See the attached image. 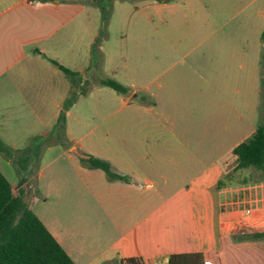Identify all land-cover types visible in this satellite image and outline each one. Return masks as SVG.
Instances as JSON below:
<instances>
[{
  "label": "rangeland",
  "instance_id": "rangeland-1",
  "mask_svg": "<svg viewBox=\"0 0 264 264\" xmlns=\"http://www.w3.org/2000/svg\"><path fill=\"white\" fill-rule=\"evenodd\" d=\"M156 1L163 2L165 7L154 8ZM91 3L83 16L90 30H76L72 34L73 43L69 38L50 54L66 62L67 56L71 60L73 55L81 57L88 52V94L79 95L71 107L64 131L57 132L52 127L50 135L3 141L22 150L12 159L0 152V170L13 185L15 194L22 195L48 225H69L73 232L79 231L83 221L91 217L89 209L98 215L100 208L95 204L92 209L86 203L90 202L87 199H95L91 193L87 195L86 183H107L101 170H94L92 178L78 171L80 153L100 157L114 155L117 146L124 152L132 146V151L146 154L147 161L151 162V153L161 149L164 141L171 147H179L176 138L182 136L186 123L190 125L191 133L186 135L191 137L192 144L194 135L200 131L206 136L207 125L210 134L212 120L213 130L217 126V155L229 166L228 177L224 178L227 185L221 194L227 197L243 188L246 195L239 203L243 207L258 208L264 200L257 196L264 177L252 167L233 171L231 148L251 135L264 118L260 64L264 53V0H99ZM90 36L94 40L89 47H83L84 40ZM72 63L75 65L74 60ZM109 78L126 86L128 91L119 92L98 83L99 79ZM129 90L138 91V96L133 97ZM140 106L151 107L152 111ZM146 121L157 126H147ZM169 121L175 126L169 125ZM31 129L41 131L45 127L35 123ZM120 136L128 139L127 146L120 143ZM130 140L137 143V148ZM201 147L204 154L209 153L212 143L203 142ZM20 156H27L29 160L17 162ZM153 162L156 169L148 171L155 185L156 200L160 194L171 191L164 188L163 173L171 186L188 179L157 157ZM240 178L246 181L239 182ZM136 181L145 183L144 178ZM104 214L108 216L107 211Z\"/></svg>",
  "mask_w": 264,
  "mask_h": 264
},
{
  "label": "crops",
  "instance_id": "crops-1",
  "mask_svg": "<svg viewBox=\"0 0 264 264\" xmlns=\"http://www.w3.org/2000/svg\"><path fill=\"white\" fill-rule=\"evenodd\" d=\"M91 2L0 0L2 141L9 138L7 140L10 142H16L17 137L31 139L36 134L52 133L64 101L72 90V83L58 64L77 71L82 83L88 82V52L77 57L72 51V59L67 56L66 62L58 56L51 57L50 54L52 50L63 46L65 41H69V38L73 43L72 34L76 30H90L83 16L88 13ZM153 7L160 9L165 4L156 1ZM93 40L92 36L88 37L84 40L83 47H89ZM98 83H101L100 79ZM128 93L133 97L138 96L136 90H129ZM71 107L66 112V129ZM140 108L152 111L148 106ZM35 123L45 129H31ZM158 123L167 127L164 122ZM212 123L210 120V134L208 135L207 125L206 136L200 131L199 135H194L196 139L192 144L191 137L186 135L191 133L190 125L186 123L182 136L176 138L179 139V147H171L169 142L164 141L161 149L151 153V162L147 161L149 157L146 154L132 151V146L127 147V152L117 146L114 155L99 157L109 161L117 172L129 176V181H112L102 169L86 167L80 160L77 168L82 174L92 178L94 170H101L106 175L105 184L86 183L87 195L91 193L95 198L87 199L90 202L86 203H90L89 207L92 209L95 204L100 205L99 214L96 215L94 209H89L91 217L87 221L83 219L82 229L76 232L69 225L57 227L51 223L50 226L43 221L76 264H117L113 260L126 258H139L144 264H151L154 260L168 264L172 254L181 253H202L208 264H264V238H235V235L264 231V200L260 201L258 208L251 209L252 207H243L239 203V199L246 195L243 188L227 197L221 194V190L227 185L224 178L228 177L229 166L217 155V126L214 125L213 130ZM145 124L157 126L152 121H146ZM168 124L175 126L173 121ZM52 127L53 130H50ZM168 130L176 135L172 129ZM68 131L71 133L70 127ZM120 139L121 144L129 143L125 136H120ZM203 142L212 143L209 153L205 151L204 154L201 150ZM130 143L137 148L135 141ZM238 144L231 148L232 151ZM80 156L82 158L89 155L80 153ZM156 157L175 169V173L188 176L179 185L171 186L165 177L166 173H163L162 178L166 183L164 188L171 191L160 194L159 200H156L155 185L148 171L156 169L153 162ZM232 162L231 168L236 171L235 156ZM141 174L144 177H140ZM139 178H144L145 183H137ZM245 181L246 178L239 179V182ZM261 183L257 196L264 198V183ZM247 209H251V212L247 213ZM105 211L108 216L104 214Z\"/></svg>",
  "mask_w": 264,
  "mask_h": 264
},
{
  "label": "trees",
  "instance_id": "trees-1",
  "mask_svg": "<svg viewBox=\"0 0 264 264\" xmlns=\"http://www.w3.org/2000/svg\"><path fill=\"white\" fill-rule=\"evenodd\" d=\"M93 3L99 0H90ZM264 40V31L262 34ZM54 62L58 64L55 60ZM261 83L264 86V53L261 56ZM72 83V90L64 101L58 123L54 130L66 129V112L76 102L80 94L86 95L89 83H82L77 71L58 64ZM119 92L126 93L128 88L120 82L109 78L101 80ZM78 88V90H76ZM0 152L12 159L16 152L0 139ZM236 157L235 170L255 168L264 177V118L253 133L236 145L232 151ZM28 161L27 156L19 157L16 161ZM81 162L89 168L102 169L110 180L129 181L130 177L117 172L112 164L102 158L89 155L82 157ZM262 177V178H263ZM223 183L220 182V185ZM237 239H263L264 231L235 235ZM117 264H144L139 258L113 260ZM0 264H76L61 243L56 239L45 223L29 207L22 195L14 192L11 182L0 170ZM168 264H205L202 253L172 254Z\"/></svg>",
  "mask_w": 264,
  "mask_h": 264
},
{
  "label": "built area",
  "instance_id": "built-area-1",
  "mask_svg": "<svg viewBox=\"0 0 264 264\" xmlns=\"http://www.w3.org/2000/svg\"><path fill=\"white\" fill-rule=\"evenodd\" d=\"M246 212L250 213L251 209H247ZM151 264H163V263L160 260H154V261L151 262ZM205 264H208V262H205Z\"/></svg>",
  "mask_w": 264,
  "mask_h": 264
}]
</instances>
